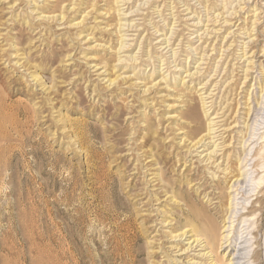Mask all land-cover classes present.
<instances>
[{
  "label": "rangeland",
  "instance_id": "rangeland-1",
  "mask_svg": "<svg viewBox=\"0 0 264 264\" xmlns=\"http://www.w3.org/2000/svg\"><path fill=\"white\" fill-rule=\"evenodd\" d=\"M213 214L264 264V0H0V264H213Z\"/></svg>",
  "mask_w": 264,
  "mask_h": 264
},
{
  "label": "bare ground",
  "instance_id": "bare-ground-1",
  "mask_svg": "<svg viewBox=\"0 0 264 264\" xmlns=\"http://www.w3.org/2000/svg\"><path fill=\"white\" fill-rule=\"evenodd\" d=\"M32 1H34V0H32ZM67 9H69V8H67ZM48 18H55V17L49 16ZM58 18L62 20V19H64V16H62V14H61L58 16ZM121 47H123V42L121 43ZM195 113H196V108L194 106H190L189 116L193 117L195 115ZM200 130H202L200 127L195 126L192 129V133L198 134V133H200ZM209 132H211V128H209ZM203 140L204 139L201 138L198 141V144L201 143ZM193 146H195V145H193ZM216 146H218V145H216ZM155 176H160V174L155 175ZM233 177H235V176H233ZM233 177H229V175H227L225 177V180L221 181V179H219L216 183H214V186H212L215 190H219L218 195H221L220 196L221 198L225 196L224 194L226 193V189H230L234 186V184L230 185V182H231ZM239 180L240 179L237 178L235 180V182H238ZM206 195L210 196L211 193L210 194L206 193ZM234 199H235V197H232V200H234ZM260 202L263 203L262 200H260ZM229 204H230V209H232V211L230 212V216L228 218L231 219L232 216L235 214L233 209H237V208H236V203L234 201L230 202ZM183 205L186 207L192 208V205L186 201L183 203ZM215 215L216 214H213V216H210V218H209V223H208L209 228H201V229L190 228L189 231L185 230L179 236L183 237V236L190 235V238H188V239H193V240L187 249L194 248L193 244H195V246H197V247H201L203 250L207 251L206 253H204V255L205 254H206V256L209 255V258L211 259V263H213V264H242V261H239V260H241L243 258L241 256H236V254L239 253L242 249H245V247L239 246V248H237L236 245H232V239L230 238L231 230H228L229 227H232L233 222H231L230 225H228L224 229L225 226H218L217 225L216 217L218 215L217 216H215ZM196 227H198V226L196 225ZM222 229H223V231H222ZM224 233H225V235H224ZM222 252H224V253H222ZM218 256H219V258H221L220 260H218ZM226 256H228V257H226ZM256 258H258V255L256 256Z\"/></svg>",
  "mask_w": 264,
  "mask_h": 264
}]
</instances>
